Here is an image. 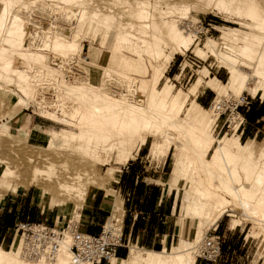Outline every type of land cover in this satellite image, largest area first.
Listing matches in <instances>:
<instances>
[{
    "label": "bare ground",
    "instance_id": "6f19581e",
    "mask_svg": "<svg viewBox=\"0 0 264 264\" xmlns=\"http://www.w3.org/2000/svg\"><path fill=\"white\" fill-rule=\"evenodd\" d=\"M0 2L3 4L0 10L1 73L8 76L9 72L17 73L14 87L20 94L15 93L9 83L4 82L0 86L9 87L8 90L24 103V108L35 102L40 106L41 115L77 129V132L52 130L50 134H44L42 140L51 150L42 153L39 150L41 146L35 145V152L26 158V162L32 163L35 169L27 186L42 183L44 179L41 175L54 174V169L61 167V173L56 174V179L48 184L49 193L74 200L70 208L73 218H78L86 196V191L82 189L86 174L84 161L67 166L68 155L62 149H74L69 142L76 141L75 148L83 154V158H92L97 164L104 161L102 153L106 156L116 149L117 160L125 164L136 143L152 136L159 139L153 142L152 151H166L171 144L178 148L172 176L175 182L183 180L182 185L178 186L182 189V216L195 219V242L182 241L172 251L166 248L142 250L132 245L127 257L119 260L120 263L194 264L204 225L215 227L229 209L242 212L247 221L253 222L264 233V140L255 148L251 144L243 145L239 140L232 142L231 137L213 136V117L208 116L207 110L191 98L204 82L201 74L184 93H174L168 79L160 84L173 54L189 50L196 38V34L187 29L184 22L179 23V20L172 18L174 5L161 10V14H164L162 17L165 16L162 34L148 11L150 7H156L158 1L150 5L147 0H136L131 5L132 10L128 9L123 14L130 22L122 21L116 26V14L88 10L90 0H59L52 9L58 11L60 17L57 15L55 20L58 21L51 22V26H36V22L25 14L20 0ZM111 2L116 5L120 0ZM16 3L19 10L11 13L10 9ZM32 3L35 2L29 5ZM227 4L226 0L216 2L219 7ZM246 5L249 7L248 16L259 20L264 29V18L260 20L257 8L253 7L254 4ZM184 8L182 14L191 9L188 6ZM91 19L97 20V27L101 25L107 29L109 45L118 52L112 54V63L120 66L119 69L112 65L103 66L99 84L91 81L87 68L74 69L71 66L81 48L83 27ZM79 26L82 30H79ZM230 34L238 40L234 32ZM261 40L256 35H243L236 49L224 53L217 50L214 39L207 38L202 47L195 49L194 54L198 58L213 56L227 69V81L216 89L218 95H227L230 91L238 94L247 90L251 96L264 98V40ZM164 45H169V52H165ZM243 59L253 62L250 71L247 69L250 64ZM67 76L72 80H67ZM214 82L213 78L207 81V87L212 88ZM111 83L116 84L117 88H112ZM48 86L54 90L53 98L44 96ZM221 98L215 97V100ZM212 114L218 119V114ZM241 117L239 121L231 120L232 124H229L234 132ZM42 162L47 163L48 170L40 168L43 167ZM56 162L60 164L55 165ZM0 164H3L0 189L20 192L13 180L14 167L2 160ZM198 170L206 172L209 184ZM121 223V210L114 205L103 226L104 239L108 233L110 236L115 233L119 235ZM66 233L58 240L59 249L53 256L41 255L33 260L14 252V246L10 250L0 246V264H72V241ZM258 255L264 257V253L259 252ZM110 260L112 264L115 261L114 258ZM77 264L91 262L81 260Z\"/></svg>",
    "mask_w": 264,
    "mask_h": 264
},
{
    "label": "rangeland",
    "instance_id": "374dc122",
    "mask_svg": "<svg viewBox=\"0 0 264 264\" xmlns=\"http://www.w3.org/2000/svg\"><path fill=\"white\" fill-rule=\"evenodd\" d=\"M22 3V8L25 9V14L31 19V21L36 22V26H51V22H57V17L59 18V12L53 11L52 8L56 6L59 0H20ZM113 0H90V4L88 5V10L95 11L98 10V13L103 14H116V22H114V26L116 23L119 22H130L127 16L123 14L127 13V10H132V3L136 0H120V2L115 5L111 4ZM148 3L154 4L155 1L156 7L149 8V17L152 21H155L158 28H161V33L164 34L163 28V19L162 17L164 14H161V10L166 9V7L174 5L175 9L171 14L172 18L179 20L180 22H184L186 28L188 27L196 34L195 41L193 42L191 48L184 52H175L173 57L163 74V77L160 81V84L167 79L173 86V92L180 91L184 93L188 91L189 87L192 83L196 80L199 74L203 77V83L197 89L195 95H192L191 98L194 99L195 103L199 106L207 110V115L213 117V121L211 124V130L214 137H220L221 135L225 137H231L230 140L232 142L239 140L243 145H254L255 148H258L264 140V119L261 120L259 124L253 125V129L249 132V124L245 122V128L241 131L242 126L239 130L234 132L229 126L227 128L226 124L221 129V125L224 121L228 118V121L231 123V120L239 121L241 116H236L237 114L231 116H222L221 118L217 119V116H214L208 110V104L205 106L196 101V96L198 91H204L207 94H210L212 99L216 97V99L221 98L223 96L229 97L232 96L237 98L241 93H233L229 92L227 95H218L216 89L220 87L222 84H225L227 81L228 73L225 66L220 63L215 57L208 56L201 59L195 56L194 51L197 47H202L204 42L207 38L214 39L216 41V48L220 52L224 53H231V49H236L240 44V39L243 35H256L259 39L264 40V29L263 25L257 19H251L248 16V5H253L257 8L260 20L264 18V0H226L228 4L225 7H219L216 5L217 0H147ZM30 2H35L29 5ZM60 5H62L60 3ZM249 5V6H250ZM259 5V7H258ZM31 6V9H30ZM183 8H182V7ZM191 9L186 13L182 14L181 11L187 7ZM3 7V4L0 2V10ZM262 9V10H261ZM13 13L16 10H19V6L14 4L11 9ZM52 12V13H51ZM178 12V13H176ZM58 15V16H57ZM123 15V17H122ZM57 16V17H56ZM52 17V18H51ZM122 17V18H121ZM51 20V21H50ZM97 20L91 19L87 20V23L84 25V33L81 40V48L78 53V56L71 64L74 66V69H81V67L87 68L89 70L90 79L93 83L99 84L100 78L102 75V67L112 65L113 68L119 69L120 66L116 63L114 66L112 63V54H118L117 51L111 48L109 45V35L107 29L104 26L97 27ZM50 23V24H49ZM54 24V23H53ZM113 26V27H114ZM187 28V29H188ZM79 30H82L79 26ZM231 32L235 33V36L238 40L234 39V35L230 34ZM160 33V32H159ZM262 43V40L260 41ZM163 49L165 52L170 51L169 45H164ZM85 59V60H84ZM244 62L250 64L247 69L250 71V67L253 66V62L251 60H245ZM89 63V64H88ZM181 63V64H180ZM76 64V65H74ZM245 66V65H244ZM244 68V67H243ZM245 69V68H244ZM2 72V68L0 66V73ZM2 76L0 78V84H4V82L9 83L15 93L20 94L19 91L14 87V83L17 82V73L9 72V76L6 74L1 73ZM4 75V76H3ZM57 78H60L58 75ZM212 77H215L219 80V82L215 81L213 83V87H207L206 82L211 80ZM67 80H72L70 76H67ZM113 81H116L115 79ZM111 87H116L117 85L114 83L110 84ZM48 89L45 90L46 97H54V90L48 86ZM117 88V87H116ZM9 87L4 88L0 86V160L5 161L7 164L12 165L14 168V183H16L17 187L20 188V192H12V191H4L0 189V203L7 197L10 196L11 198L15 199V203L20 201V198L23 195L28 196L27 200L28 203L24 202L20 204L18 207L20 208L19 211H16L17 205L15 204L12 208L11 212L14 215H17V219H28L32 220L34 216L39 215L40 221H46V223L50 224L51 226H55L57 230L65 229L67 221L70 219L71 221L75 222L78 218H73L72 210H71V202L74 200H70L68 198L59 197L56 194L52 195L49 193V182L51 184V180H55V175L60 174V168L56 167L54 169V174L45 173L42 176L43 180L42 183L28 185L29 180L32 179L33 174L35 173V169L32 163H27L26 158L32 155L37 149L35 145L41 146L39 147L40 152L47 153L51 150L50 146H45L46 143L42 140L44 134H50L51 130L57 132H67V131H74L77 132V129L74 126L65 125L59 122H54L45 116L41 115L40 113V106L37 103L31 102L28 108H24V103L21 102L19 98L15 96V94L9 91ZM52 89V90H51ZM6 90V91H5ZM53 93V94H52ZM244 94L248 93L247 90L243 91ZM52 94V95H51ZM249 94V93H248ZM251 96V94H249ZM40 97V95H38ZM253 97V96H252ZM252 101L259 100V95L254 96ZM14 102V103H13ZM264 104V101H263ZM19 106V107H18ZM46 109H50V107L45 106ZM20 111V113L18 112ZM15 112L22 114L23 112L31 113L35 117L41 118L45 120L51 125L50 129H46L45 132L41 135L40 139H30L25 138L21 135L16 134L15 130H11L9 132V120L14 119L17 116L13 115ZM242 118V117H241ZM217 123V126L215 127ZM258 129V131H257ZM254 131H257L256 134ZM238 136V137H237ZM236 137V138H235ZM147 141L149 144V154L148 160H150L151 164L154 165L155 162H159L163 156H166V166H165V173L164 176V187L167 192H170L174 189L176 192L178 191L179 196V206L176 215L173 217L172 221L175 222L176 228V235L174 236L171 245L166 248L167 251H172L174 246L183 242H195V235L197 232V227L195 226V219L193 218H184L182 215L181 209V195L182 189L178 188L179 185H182L183 180L174 181L172 172L173 168L176 163V154H178V148H176L175 144H171L166 151H152L151 146L153 145L154 141H159L155 137L148 136ZM141 142H137L134 150L139 146ZM76 141L69 142V145L73 146L74 149L63 148L62 152L67 153L68 157L66 158L67 162L66 165L69 164L76 165L79 161H84V168H85V176L82 185L83 191H87L89 189H93L96 187H105L107 186L113 178V174L115 170L118 169L120 165H124L117 160V151L116 149H112L108 154L102 153V157L104 159L101 163H95L92 158L85 157L83 158V154L80 153L78 149L75 148ZM14 145V146H13ZM216 143H213L215 146ZM12 146V147H11ZM44 146V147H43ZM67 149V150H65ZM64 150V151H63ZM72 150V151H71ZM31 151V152H30ZM15 152V153H14ZM33 152V153H32ZM70 152V153H69ZM15 155V156H14ZM130 155V156H131ZM129 158H132V156ZM83 158V159H82ZM20 162V163H19ZM127 163V162H126ZM42 169L48 170L47 163H41ZM40 164V165H41ZM60 163H55L58 165ZM86 165V166H85ZM64 167V166H63ZM3 168V164H0V172ZM57 171V173H56ZM201 177L205 180L206 184L208 183V175L204 170H198ZM170 183V184H168ZM97 184V185H96ZM169 188V189H168ZM179 189V190H178ZM2 194V195H1ZM57 196V197H56ZM117 207L120 208L119 204H115ZM49 210L48 215H41L38 212L42 211L45 212ZM16 211V212H15ZM23 213L22 215H20ZM27 213H29L27 215ZM67 215V218L65 216ZM59 219L57 221V217ZM62 216V217H61ZM46 218V220H44ZM8 217L5 213L0 215V222H5L8 224ZM17 220V221H18ZM234 221V223H233ZM221 232L219 234L224 239L226 244L229 246L225 250V254L217 261V262H208L201 258L197 257L196 252V260L200 261L202 264H264V257L262 255H258L259 252L262 254L264 253L263 244H264V233H261L259 228L253 224V222H249L245 219V216L242 215V212L231 210L229 209L221 218ZM54 224V225H53ZM122 224V223H121ZM9 225V224H8ZM122 235L125 231H123V224L121 225ZM232 226V228H230ZM196 227V228H195ZM212 227V226H211ZM210 227V228H211ZM217 227V226H215ZM208 229L207 225H204L203 229L201 230V237L203 238L205 231ZM230 228V229H229ZM206 229V230H205ZM218 231V228H217ZM64 233H66L64 231ZM63 233V234H64ZM11 234L10 241L8 243L1 244V247L6 250L11 249L12 243L14 246V252L21 253L23 258H28L25 255L23 256V249L24 243L23 239L20 237V234H17L11 229L9 231ZM224 234V237H223ZM250 234L251 236H249ZM66 235H69L66 233ZM111 234H106V240L108 236ZM117 236V233L112 234V236ZM111 236V237H112ZM70 238V237H69ZM124 238V236H123ZM202 238L199 240V247ZM263 241V242H262ZM124 244L138 246L133 244L132 242H128L125 236ZM11 246V247H10ZM142 250H147L151 248L141 247ZM262 248V249H261ZM128 249V248H127ZM223 249V246H222ZM263 251V252H262ZM112 259V257H111ZM28 260H33V258H28ZM123 264V263H121Z\"/></svg>",
    "mask_w": 264,
    "mask_h": 264
},
{
    "label": "crops",
    "instance_id": "0c3cea01",
    "mask_svg": "<svg viewBox=\"0 0 264 264\" xmlns=\"http://www.w3.org/2000/svg\"><path fill=\"white\" fill-rule=\"evenodd\" d=\"M215 81L219 80L212 77ZM254 98V96H253ZM210 94L204 91H198L196 101L204 106L211 101ZM264 98L259 96V100L252 101V110L244 113V123L249 124L248 131L253 129V125L261 123L264 119ZM20 113V111H18ZM19 113L13 115L17 116ZM9 132L15 130L18 135L25 138L36 140L40 139L46 129H50L51 125L35 117L31 113L23 112L16 118L10 119ZM245 128V127H244ZM52 131V130H51ZM258 131V129H257ZM257 131H254L255 134ZM148 139L141 142L134 150V155L129 158L127 163L120 165L113 174L112 181L105 187H96L89 189L85 199L79 209V217L77 227L82 232L95 233L99 231L109 218L115 204L120 205L123 230L128 242H132L141 247L151 248V250H163L171 245V242L176 235L175 222L172 221L176 215L179 206L178 193L172 189L170 192L164 187V169L166 166V156L154 165L148 160L149 144ZM133 154V152H132ZM130 156V157H131ZM28 196L23 195L20 201L7 196L0 203V215L5 213L8 217V224L0 222V242L8 243L11 238L9 231L13 229V225L17 222L19 205L24 202L28 203ZM17 205L14 215L11 210L14 205ZM48 215L49 210L38 212L41 215ZM21 213L20 215H22ZM29 213H27L28 215ZM67 215L65 218H67ZM62 217V216H61ZM30 221H40L39 215L32 217ZM59 216L57 217V221ZM25 220V219H20ZM46 220V218L44 219ZM46 222V221H42ZM48 224V223H47ZM50 225V224H49ZM54 225V224H53ZM218 232H221L220 219L216 224ZM122 227V226H121ZM232 228V226L230 227ZM229 228V229H230ZM224 237V234H223ZM15 241L12 243L11 246ZM0 244V246H1ZM10 246V247H11ZM132 245H129V247ZM134 246V245H133ZM223 253L229 248L225 240H222ZM128 245L117 247L113 264H121L119 260L125 259L128 254ZM128 248V249H127ZM111 258L101 260L95 264H112ZM194 264H202L200 261H195Z\"/></svg>",
    "mask_w": 264,
    "mask_h": 264
},
{
    "label": "built area",
    "instance_id": "2783aa9c",
    "mask_svg": "<svg viewBox=\"0 0 264 264\" xmlns=\"http://www.w3.org/2000/svg\"><path fill=\"white\" fill-rule=\"evenodd\" d=\"M181 64V63H180ZM253 97L248 93H242L237 99L221 98L211 99L208 109L212 113L218 114V118L222 116H231L239 114L242 120L238 126L239 130H244L245 123L243 114L251 110ZM226 122H228L226 124ZM228 118L221 125V129L226 124L229 129ZM217 126V123L215 127ZM78 222L67 221L65 229L57 230L55 226H51L42 221H30L28 219L18 220L13 225V231L20 234L24 242V255L29 258H36L41 255L53 256L59 249L58 240L63 236L64 231L68 232L71 238V263L77 264L81 260H88L91 264H95L101 260H107L116 252V248L123 246L125 239L122 231L117 236H108L104 239V227L95 232H82L77 227ZM222 237L217 231V227L208 228L199 245L197 257L208 262H217L223 256Z\"/></svg>",
    "mask_w": 264,
    "mask_h": 264
},
{
    "label": "trees",
    "instance_id": "16d2710c",
    "mask_svg": "<svg viewBox=\"0 0 264 264\" xmlns=\"http://www.w3.org/2000/svg\"><path fill=\"white\" fill-rule=\"evenodd\" d=\"M251 110H252V107H251ZM251 110H250V111H251ZM250 111H249V112H250ZM123 231H124V230H123ZM123 235H124V239H125V232H124V234H123Z\"/></svg>",
    "mask_w": 264,
    "mask_h": 264
}]
</instances>
